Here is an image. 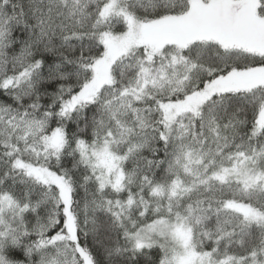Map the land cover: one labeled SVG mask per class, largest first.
<instances>
[{"label":"snow or ice","instance_id":"6c2138e0","mask_svg":"<svg viewBox=\"0 0 264 264\" xmlns=\"http://www.w3.org/2000/svg\"><path fill=\"white\" fill-rule=\"evenodd\" d=\"M0 264H264V0H0Z\"/></svg>","mask_w":264,"mask_h":264}]
</instances>
